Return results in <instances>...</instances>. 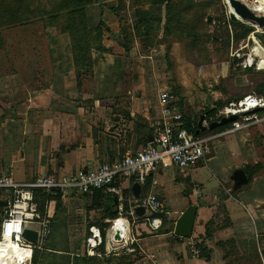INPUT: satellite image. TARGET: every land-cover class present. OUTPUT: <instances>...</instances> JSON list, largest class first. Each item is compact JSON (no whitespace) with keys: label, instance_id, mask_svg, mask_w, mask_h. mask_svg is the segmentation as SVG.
Wrapping results in <instances>:
<instances>
[{"label":"crops","instance_id":"1","mask_svg":"<svg viewBox=\"0 0 264 264\" xmlns=\"http://www.w3.org/2000/svg\"><path fill=\"white\" fill-rule=\"evenodd\" d=\"M132 1L93 0L88 11L94 10V22H104L109 30L103 39L107 51H92L91 73L81 77L78 85L67 40L64 44L45 41L42 46L48 54L29 60L35 67L38 59L36 70L22 64L19 71H0L1 173L20 183L46 174L60 178L141 150L150 143L151 123L161 117L159 96L164 89L170 91L179 120L194 126L195 132L200 131L199 115L204 114L202 125L207 126L212 117H207L205 110L218 102L221 105L214 118L245 94L254 92L264 98V90L256 92L264 68L235 62L240 71L229 74L232 56L231 61H212L195 68L184 60L181 42L161 39L163 11L149 4L133 5ZM158 17L159 25L154 23ZM140 20L148 24L138 31L140 35L132 36L125 51L122 31ZM148 31L151 37L145 34ZM242 39L245 42L247 36ZM0 52L7 64L5 51ZM223 63L228 65L223 67ZM225 127L200 131V135L212 137L209 153L194 167H156L142 182L119 180L118 194L59 190L66 223L72 216L79 217L100 237L97 223L123 219L127 236L120 244L130 242L141 250L140 257L130 254V264H264V120L219 134ZM218 163L223 164L216 171ZM239 168L248 181L233 190L230 175ZM133 182L139 184L138 199L131 194ZM122 190H129L130 205L138 204L148 193L158 196L165 208L158 225L161 231H148L146 210L141 220L132 213L133 206L129 208L130 220L121 215ZM5 197L0 191V200ZM190 204L196 206L191 236L174 235L177 217ZM106 207L117 217L105 216ZM54 211L55 201L46 200L44 216L50 220ZM3 212L4 206L0 207V219ZM124 251L105 249L104 254ZM79 254H86V249Z\"/></svg>","mask_w":264,"mask_h":264},{"label":"built area","instance_id":"2","mask_svg":"<svg viewBox=\"0 0 264 264\" xmlns=\"http://www.w3.org/2000/svg\"><path fill=\"white\" fill-rule=\"evenodd\" d=\"M253 43L262 46L256 40L254 33L247 36L246 41L240 40L230 56L241 58L240 65L255 69L264 68L261 57L253 55ZM263 47V46H262ZM243 49H245L243 51ZM264 59V54H263ZM159 103L161 117L151 123V140L141 150L133 154H124L121 157L104 160L95 167L78 170L68 176L55 178L53 175L36 176L33 180L20 183L12 180L8 175L0 172V191L6 194L4 212L0 219V238L3 232H8L10 239L19 246L29 250L26 264H31L32 248L39 246L42 239L49 232V219L40 215L37 203L34 201L33 190L55 193L56 190L71 189L79 193H91L102 189L110 194H118L117 183L122 179L134 178L142 182L156 168L175 167L179 169L194 167L204 161L209 153L208 141L212 136L193 135L189 133L175 113L170 91L164 89L160 92ZM219 117L234 114L236 118L229 122L222 133L242 129L248 125L264 120V98L262 95L251 92L243 95L239 100L224 108ZM217 117V120L219 119ZM159 147V148H157ZM197 192V191H196ZM147 211L144 220L155 228L160 224V218L165 213L162 201L154 193H148L138 203ZM37 231V244L33 245L21 237L23 228ZM91 227V236L88 237L86 254L99 256V233ZM105 248L115 249L122 242L113 231H109ZM126 237V236H125ZM194 253H197L194 250ZM152 258V255H150ZM154 264H159L154 262Z\"/></svg>","mask_w":264,"mask_h":264},{"label":"trees","instance_id":"3","mask_svg":"<svg viewBox=\"0 0 264 264\" xmlns=\"http://www.w3.org/2000/svg\"><path fill=\"white\" fill-rule=\"evenodd\" d=\"M41 1L42 0H0V26L27 22L29 19L28 14L31 12H35L38 17L45 15L46 21L49 23H57L60 31L66 33L68 37L69 50L78 85L81 77L91 73L93 64L92 51H107V49L103 47V39L104 33L109 30L102 21H98L92 26L89 24L86 6L89 4L90 0H49L44 4H42ZM132 3L133 5L149 4L151 7L162 6L164 19L162 23L161 39L166 40L168 37L174 38L175 33L179 29L183 34L181 36H185V39L188 40L187 42L184 39L180 40L183 49L185 48L186 50L187 56L189 54V44H191L192 47H206V41H203L202 38L207 37V35H205L204 32L202 33V31L196 28L195 24H192V22L186 18L183 10L179 9L173 0H133ZM230 22L233 26H239L242 29L239 35L234 36L235 40L245 37L251 29L234 20ZM152 23L153 22H151V24ZM147 24L148 21L140 20L135 22L132 27H125L122 31V47L125 51L130 48L132 36L140 35L138 31L142 26H146ZM150 34L151 32L148 31L147 35ZM259 37L261 41L264 42L263 34L259 35ZM174 39L179 41L176 37ZM2 41L0 37V47L3 44ZM182 41H185V44ZM256 89L258 93L264 90V77L262 81L257 84ZM219 105L221 104L218 102L215 107L205 110L206 116L212 117L211 121L216 119L214 115ZM183 125L189 133L193 135L201 134L200 131L195 132V127H190L189 123ZM227 125L228 123L224 126ZM213 129H219V127ZM247 169L250 168L246 167L245 170ZM247 171L249 172L248 178L250 179L251 171ZM130 179L134 180V178ZM145 185H148V182H146ZM93 191L102 192L103 190L96 189ZM103 194L107 195L105 193ZM128 194L129 190L121 191V215L130 220L129 208L134 205H130L127 201ZM33 197L34 201L37 203L40 215H44V204L48 199H53L55 201V211L52 218L49 220V232L47 236L42 239L38 247L33 248L31 264H130L132 262L131 253H126L125 251L120 255L104 254V229L108 223L98 224L100 230V242L98 245V250L100 252L99 256L71 253L65 238L59 233L61 228L66 227V210L62 204L60 191L56 190L55 193L51 194L43 192L40 189H35L33 190ZM110 204H112V202H110ZM105 211V216L108 218L117 217L115 211L109 212V207H106ZM141 219L142 217H138V220ZM208 231L209 226L207 224L205 233L208 234ZM62 240L63 242L65 241V243L60 245L59 242ZM202 250L204 251V249Z\"/></svg>","mask_w":264,"mask_h":264},{"label":"rangeland","instance_id":"4","mask_svg":"<svg viewBox=\"0 0 264 264\" xmlns=\"http://www.w3.org/2000/svg\"><path fill=\"white\" fill-rule=\"evenodd\" d=\"M49 0H42L41 3H47ZM175 5L179 9H182L186 18L195 24L196 28H198L202 33L204 32L207 37L202 38L205 42L206 47L197 46L192 47L189 44V54L187 56L185 48H181L182 55L185 61H189L192 66L202 68V65L205 66L206 63L227 60L231 61L232 57L230 56L231 51L235 49L239 40H235L234 36L239 35L242 29L238 26H233L230 22L231 19L228 17L229 7L224 2V0H173ZM252 0H247L250 3ZM93 3V0H90L89 4L86 6L87 14H88V21L89 24L92 26L97 22L95 20V11L90 12L88 9L90 5ZM156 10H162V6H156ZM159 12V11H158ZM35 12H31L28 14L29 19L27 22H19V23H12L8 25L0 26V37L3 40V44L0 47V50H4V55L7 58V64L3 61V54L0 52V71L4 70H22L24 65H30L33 67L34 70L36 67V63L38 59L35 60V67L32 64H29V60L34 57H40L43 55H47L46 49L44 48L45 41H53L58 40L61 43H65L67 40L68 46V37L66 33L61 32L57 23H49L46 21L45 15H41V17L36 16ZM264 16V14H262ZM164 19V17H162ZM237 23H241L246 27L251 28L247 35L250 33H254L256 40L264 47V42L261 41L259 35L264 36V26L259 27L253 21L248 20H241L235 19ZM160 17L154 20V23L159 25ZM163 23V20H162ZM162 25V24H161ZM162 27V26H161ZM259 29V30H258ZM148 33V32H147ZM147 33H145L147 35ZM201 33V34H202ZM107 34L105 32L104 36ZM182 32L178 29L175 33V37L181 42L180 40H188L185 39V36ZM151 37L152 35H147ZM245 36V37H246ZM174 37V38H175ZM243 37V38H245ZM187 38V37H186ZM201 39V38H200ZM121 40V39H120ZM176 40V39H174ZM199 40V39H198ZM185 41L184 42L185 44ZM27 42H30L28 44ZM32 42L34 43L32 45ZM255 44V43H253ZM252 44V45H253ZM258 44V43H257ZM259 46L263 49L264 48L259 44ZM6 47V48H5ZM245 49H243L244 51ZM226 61V62H227ZM241 58L239 59H232V64L229 68L228 73L235 74L240 71V68L235 65V62H240ZM212 64V63H211ZM226 63H223V67H226ZM219 66V65H218ZM232 74V76H233ZM231 76V77H232ZM200 116V115H199ZM199 118V117H198ZM217 120V118L215 119ZM223 163H218L214 166L216 171H219L221 165ZM120 220V218L115 219L112 223L107 224L106 231L104 235V250L110 252H120L123 248L127 250L126 252L131 253L133 256L140 257L141 250L137 245H132V243H124L123 245L119 244L118 247L115 249L105 248L106 240L108 239L107 230L114 226V223ZM66 223V227L61 228L59 231L60 235L65 238L68 249L72 253L75 252H82L84 249H87L88 246V237L91 236V232L84 221L80 220L79 217L72 216L69 218ZM98 225V223H97ZM149 227V232L154 231H161L160 226L154 227L150 223L146 224ZM109 233V232H108ZM1 241V238H0ZM65 241H60L59 244L63 245ZM36 245V244H35ZM40 245V244H39ZM38 247V246H35ZM98 251V250H97ZM33 252V248H32ZM32 258V255H31ZM31 260V259H30Z\"/></svg>","mask_w":264,"mask_h":264},{"label":"water","instance_id":"5","mask_svg":"<svg viewBox=\"0 0 264 264\" xmlns=\"http://www.w3.org/2000/svg\"><path fill=\"white\" fill-rule=\"evenodd\" d=\"M227 4L231 7V11L228 13V17L231 20L237 19L239 16L240 19L253 21L257 26H264V16L258 15L254 11H252L247 4L240 0H227ZM236 118L234 114H228L219 117L218 120H213L207 124V126L202 125V121L204 120V114H201L197 121V128L200 131H204L205 129H213L217 127H221ZM159 148V147H157ZM230 180H232V189L235 190L240 186L247 183L248 179L243 169H234L230 175ZM132 197L138 199L139 197V184L138 182H133L130 186ZM117 197L113 196V202L116 203ZM6 205V201L0 200V207ZM145 212V208L143 205L136 204L132 207V213L136 216L141 217ZM196 206L188 205L177 217L174 227L173 234L179 237H190L192 233V228L195 220ZM21 237L30 242L31 244H37V231L30 228H23L21 232Z\"/></svg>","mask_w":264,"mask_h":264},{"label":"bare ground","instance_id":"6","mask_svg":"<svg viewBox=\"0 0 264 264\" xmlns=\"http://www.w3.org/2000/svg\"><path fill=\"white\" fill-rule=\"evenodd\" d=\"M240 1L247 4V6H249V8L258 15L264 14V0H252L250 3H248L247 0ZM224 2L227 4V0H224ZM228 7L229 11H231V7L229 5ZM237 18L240 19L239 16H237ZM252 47L254 51L253 55L261 57V61L264 62L263 49L257 43L253 44ZM110 230L113 231L114 238H117V235H119L121 239L127 236V224L123 219L115 222L114 226L110 228ZM29 253L28 249H24L15 241L10 239L7 231L2 233L0 241V264H26V257H28Z\"/></svg>","mask_w":264,"mask_h":264}]
</instances>
